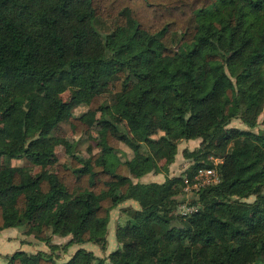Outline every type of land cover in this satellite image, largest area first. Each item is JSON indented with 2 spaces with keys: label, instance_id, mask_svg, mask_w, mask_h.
<instances>
[{
  "label": "trees",
  "instance_id": "obj_1",
  "mask_svg": "<svg viewBox=\"0 0 264 264\" xmlns=\"http://www.w3.org/2000/svg\"><path fill=\"white\" fill-rule=\"evenodd\" d=\"M136 60L155 63L158 81ZM262 112L264 0H0V231L104 243L111 210L134 201L107 262L79 248L63 264H264V133L226 129L235 118L253 128ZM94 124L101 150L74 153L64 126L90 136ZM180 137L203 143L185 151L183 175L131 179L171 163ZM60 144L69 166L33 177L12 163L44 165ZM202 166L217 182L194 193L191 213H175ZM4 258L54 263L44 251Z\"/></svg>",
  "mask_w": 264,
  "mask_h": 264
},
{
  "label": "rangeland",
  "instance_id": "obj_2",
  "mask_svg": "<svg viewBox=\"0 0 264 264\" xmlns=\"http://www.w3.org/2000/svg\"><path fill=\"white\" fill-rule=\"evenodd\" d=\"M175 39L179 40V34H175ZM135 64L143 67H147L153 70L154 72V80L158 81V75L155 73L156 65L153 62H145L141 60H136ZM70 92L66 91L61 94V99L65 101H69ZM109 98V97H108ZM110 99V98H109ZM72 105V104H71ZM86 108L82 105H72V111L74 114L79 115L84 112ZM97 118L99 115L97 114ZM264 112L260 113L256 119L255 126L253 128L248 127L245 123L242 122L241 119L235 118L229 122L226 126V129L232 131H251L254 133L263 132L264 133ZM65 130V140L68 143H76L74 153L80 154L83 157H87L89 155L88 148L90 147L92 153L99 152L101 150L99 146V135H98V125L94 124L90 128V136L74 135L71 130L64 126ZM161 132L151 133V137L157 139ZM202 139L195 140H185V138L180 137V140L177 143L176 153L173 157V161L165 166V159L162 158L157 160V168L155 169L153 166L150 170L144 172L141 176H136L132 173L131 179L134 182H143V183H151L157 182L162 183L166 180V178L178 177L184 174L186 169L193 164V160L185 156V151H195L201 147L203 144ZM120 151L116 152L119 156L120 160H130L132 167L135 166L134 156L135 152L126 144L120 143L119 145ZM150 149L145 145L141 147L140 151L142 153H147ZM209 159L213 160L214 163H218L221 158L215 157L213 154H210ZM71 160V155L68 153L64 145L60 144L55 147V151L52 157H50L46 164L44 165H33L25 160V158H14L12 163L16 166H25L30 168V173L33 177H39L44 173L50 171L54 166L61 164L64 166H69ZM165 166V167H164ZM217 171L216 168L212 167H200L195 173L192 182H190L187 178L184 179V184L182 186V194L178 196L179 203L175 209V213L186 215L191 213L195 207L189 205L190 201L196 198L194 194L200 187L213 184L217 182ZM264 194V190H263ZM194 197V198H193ZM248 201H253L254 197H250L247 199ZM139 206L134 201H126L122 204L116 206V208L112 209L110 212V220L107 226V231L105 234V242H75L71 235L68 236H52L49 243H45L37 240L32 235L24 234L22 229H18L21 231L20 233L23 235L15 234L17 232H12L11 235L14 238L13 243L5 245L2 247L0 245V252L3 254L0 255V264H5V255L11 254L15 251H26L27 253H36L39 251H44L46 253H50L53 256V264H63L67 262L72 254L79 248H84L88 251H91L94 255L99 257L107 258L111 252L117 249L120 246V243L117 240V228L119 225H123L129 219V210H138ZM139 216V215H138ZM10 237V236H9ZM11 238V237H10ZM22 239V240H21ZM9 241V238L4 239V241ZM1 244V243H0ZM54 248H51V246ZM16 246L15 248H12ZM12 248V249H11ZM3 258V259H2Z\"/></svg>",
  "mask_w": 264,
  "mask_h": 264
},
{
  "label": "crops",
  "instance_id": "obj_3",
  "mask_svg": "<svg viewBox=\"0 0 264 264\" xmlns=\"http://www.w3.org/2000/svg\"><path fill=\"white\" fill-rule=\"evenodd\" d=\"M13 165H15L14 163H13ZM12 232H17V233H15V234H21L20 232L21 231H19V230H17V228H7V229H4V230H2V231H0V245L2 246V247H5V245H7V244H10V243H13V242H15L14 241V238L12 237V236H15V235H11L12 234ZM21 235H23V234H21ZM11 238H10V237ZM7 238H9V241H4V239H7ZM22 240V239H21ZM16 246H13L12 248H15ZM11 248V249H12ZM1 254H3L2 252H0V255ZM10 254V253H9ZM3 259V258H2Z\"/></svg>",
  "mask_w": 264,
  "mask_h": 264
}]
</instances>
